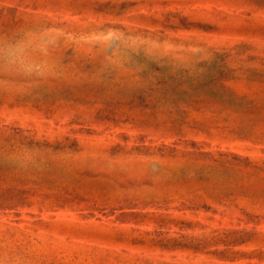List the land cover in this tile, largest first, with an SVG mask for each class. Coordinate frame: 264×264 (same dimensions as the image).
Wrapping results in <instances>:
<instances>
[{
  "label": "rangeland",
  "instance_id": "1",
  "mask_svg": "<svg viewBox=\"0 0 264 264\" xmlns=\"http://www.w3.org/2000/svg\"><path fill=\"white\" fill-rule=\"evenodd\" d=\"M53 75L0 74V264H264V0H0Z\"/></svg>",
  "mask_w": 264,
  "mask_h": 264
},
{
  "label": "clouds",
  "instance_id": "2",
  "mask_svg": "<svg viewBox=\"0 0 264 264\" xmlns=\"http://www.w3.org/2000/svg\"><path fill=\"white\" fill-rule=\"evenodd\" d=\"M48 41L41 35L28 32L13 40L0 39V74L15 72L24 78L37 79L53 75L44 61H37L34 53L46 56Z\"/></svg>",
  "mask_w": 264,
  "mask_h": 264
}]
</instances>
